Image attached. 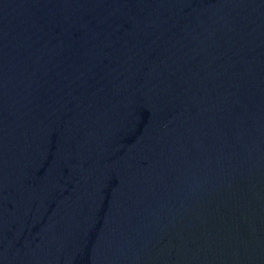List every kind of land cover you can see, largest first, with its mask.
<instances>
[{"label": "water", "instance_id": "water-1", "mask_svg": "<svg viewBox=\"0 0 264 264\" xmlns=\"http://www.w3.org/2000/svg\"><path fill=\"white\" fill-rule=\"evenodd\" d=\"M0 264H264V0H0Z\"/></svg>", "mask_w": 264, "mask_h": 264}]
</instances>
